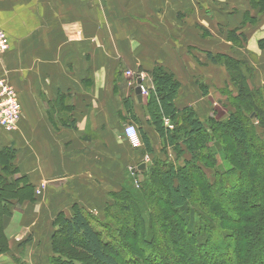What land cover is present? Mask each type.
Masks as SVG:
<instances>
[{"label":"crops","instance_id":"obj_1","mask_svg":"<svg viewBox=\"0 0 264 264\" xmlns=\"http://www.w3.org/2000/svg\"><path fill=\"white\" fill-rule=\"evenodd\" d=\"M249 2L0 0V28L10 44L0 57V80L15 90L22 115L15 131L0 129V153L11 148L15 178L32 187V201L20 211H40L31 224L17 223L14 230L3 220V264H27L32 257L43 264L52 257L55 215L70 217L71 207L113 203L109 195L121 189L145 154L163 156L151 120L161 109L152 81L156 70L178 84L175 114L192 109L206 124L212 97L227 84L208 54L237 59L227 34L248 11V19L256 18ZM249 35L244 48L256 53L264 29L257 37ZM127 71L144 75L147 94L141 101ZM164 121L174 127L163 118L166 129ZM125 124L136 125L149 154L145 139L136 151L122 139ZM47 216L50 220H43ZM34 220L44 222L37 228Z\"/></svg>","mask_w":264,"mask_h":264},{"label":"trees","instance_id":"obj_2","mask_svg":"<svg viewBox=\"0 0 264 264\" xmlns=\"http://www.w3.org/2000/svg\"><path fill=\"white\" fill-rule=\"evenodd\" d=\"M261 2L264 4V0ZM250 7L257 9V2L250 3ZM236 33L235 29L228 36H232L233 40L241 38L245 41L243 35ZM259 45L264 48V38ZM208 59L212 64L223 60V65L226 64L232 72L230 82L237 94L230 97V106L237 107L236 110H229L226 120L210 118L206 124L199 121L192 109L175 114L172 102L178 84L162 70H156L152 81L161 109L153 112L151 120L161 138V152L164 153L166 146H171L177 157L187 154L191 158H184L179 166L154 158L149 170L144 173L148 177L141 192L132 193L124 189L121 193L122 204H125L124 211L119 209L118 214L131 212L132 203L140 198L144 202L153 201V204L162 201L164 205L171 206L172 215L171 211L165 213L164 209H156L151 203L145 217L136 205L133 206L136 210L134 213L132 211L133 215L124 219H119L116 211L109 210L105 218H110L114 227L102 223L106 231L104 238L93 225L95 219L90 213L74 207V214L70 217L59 214L55 219L54 227L57 229L53 237L64 233L65 239L56 247L52 242L51 264H81V261L70 259L66 254L69 248L71 253L79 250L81 255L96 264H132L129 258L133 257L139 258L141 264H264V238L261 234L264 227V84L260 90L254 91L249 89L246 79L240 78L238 68L248 64L225 55L213 57L208 54ZM151 96L153 104L155 96ZM163 118L169 119L174 125L173 130L169 131L163 126ZM256 128L261 130L259 134ZM223 131L228 133V138H221ZM140 139L144 141L145 137L140 136ZM145 140L146 152L149 153L150 145ZM215 141L219 142V147L210 145ZM216 152L224 153L225 162L233 164L226 172L216 169ZM11 156V148L0 153L1 210L11 201L4 199L1 193L9 199L13 193L25 192L17 197L26 196L25 200H31L32 187L24 180L12 178L17 172L11 163ZM244 159L248 164L243 162ZM207 168L214 171L212 184L205 178L203 169ZM222 174L229 175L230 182H220L216 178V175ZM194 177L203 184V194L211 197L222 214H227L225 221L204 214L200 206L209 212L213 205H208L198 193ZM191 182L194 184L191 185ZM225 185H229L228 192L234 196L230 204L225 201L228 196ZM9 187L13 188L11 194H7ZM163 188L166 196L162 195ZM2 229L3 220H0V242ZM126 232L135 239L139 255L127 251L131 242L125 237Z\"/></svg>","mask_w":264,"mask_h":264},{"label":"rangeland","instance_id":"obj_3","mask_svg":"<svg viewBox=\"0 0 264 264\" xmlns=\"http://www.w3.org/2000/svg\"><path fill=\"white\" fill-rule=\"evenodd\" d=\"M251 4H253L254 2H257L258 8L255 9L254 15H256L255 19H248V15L251 14L250 11H248V15L245 13L244 18H243V22L242 24H239V27H237L238 29H236V32L238 31H242L243 35L245 37V41L241 40V38L233 40L231 39L232 36H228V41L229 43L232 45V47H230L231 51H233L234 53H236V57L237 59L234 60H239L240 62H242L243 64H248L246 65L244 68L241 67L240 69L238 68V73H241L239 76H241L240 78L246 79L247 80V84L250 90H256V89H261V87L264 84V48H262L259 45V42L257 43L256 49L258 50V52L254 53L253 51L249 50L248 48L245 50V46H246V42L248 37L250 36L249 34H254L255 37H257L256 34L260 35L261 30H263L264 28V4L261 2V0H249ZM240 14V13H239ZM233 31V30H232ZM246 34V36H245ZM259 38V36H258ZM260 40H263V38H261ZM219 67L222 68L223 72H225V82L226 84V88H222L219 90V97H212L211 100V108H212V119L215 121H220V120H226L227 118V112L229 110H231L232 112H234V109L236 110L237 107L235 106H230V103L232 101V99L230 97H232L233 95L237 94L236 93V88L234 87V85L230 82V78L232 76V72L230 73V71L228 70L227 65H223V60H221L220 62H218ZM244 70H248L247 73L244 72ZM234 75V74H233ZM8 84V83H7ZM236 85V84H235ZM229 97V98H228ZM231 99V100H230ZM221 100V104H217V102ZM168 119V118H167ZM256 133L259 134V132H261L260 129L256 128ZM228 133L224 132L221 134V138L223 136L222 139L228 138ZM221 140V139H220ZM217 145V147H219V142L217 143L216 141L213 143H210V145ZM144 145V143H143ZM162 147V146H161ZM216 147L213 148V151H215ZM142 151V150H141ZM160 153L163 156L160 157H151L148 159V162L145 163L143 159L140 160L139 164L137 166H139L140 164H144L145 168L142 171H139L136 166V168H133L135 170V172H128V175L125 176L124 180H123V185H121V189H119L115 194H110L109 197H111L113 199V203H110L109 205H95V206H88V209H83V211L90 213V215L92 216V218H94V226L97 230H99L101 232V234L103 235V237H106V231L103 229L102 223L109 225V227L111 226L112 228L114 227L112 223V220L109 218H105V215L108 214L107 212L109 210L111 211H116L117 214L120 213L119 209H121V211L123 212V205L125 203L122 204L121 201V193L127 190H131L132 193H137L141 192V189L143 187V184H145V180L148 176H146V174H144L146 172V170H149L150 166L153 163L154 158L160 161H169L171 164H175L177 166H179L180 164H182L183 159H190L191 157L187 154L182 155L181 157H177L176 153L173 151V147L171 146H166L164 149V153L160 151ZM149 154V153H148ZM144 155V154H143ZM146 155V154H145ZM216 169L220 170V172L224 171L226 172L227 170H229L232 167V163L227 164L225 162V155L224 153H218L216 152ZM9 158V157H7ZM143 158V157H142ZM10 160H12L10 158ZM245 164L247 163V160L244 159ZM232 164V165H231ZM148 168V169H147ZM204 174H205V178L208 179L207 181H209L210 184H212L214 182L213 176H214V171L212 169H203ZM10 174V173H9ZM16 174H14L12 176V178H15ZM11 177V176H10ZM229 175L227 174H222V175H216V178L221 182L222 180L226 182H230V180L228 179ZM193 180L196 182L197 184V188H198V193L201 194L202 198H204V201L206 203L212 204L213 206L209 208V212L207 210V208H203L202 206H200V208L202 209V211L204 212V214L210 216V218H214L215 220H219V219H223L224 221L227 219V214H222L220 212V208L217 207V205H215L214 201L211 199V197L208 195L203 194L204 191V187L203 184L197 180L195 177L193 178ZM233 182V180H232ZM231 182V183H232ZM194 184L191 182V185ZM224 185V182L222 183V186ZM230 185V184H229ZM229 185H225L224 188H226V191L228 193V196L225 197V201H227L229 204L231 203V200L234 198L233 194L228 190H229ZM44 188V187H42ZM228 188V189H227ZM13 192V188L7 189V194H11ZM162 195H165V188L161 189ZM25 193V192H23ZM21 194H11L13 196H10L11 198H7V196L5 194L1 193V196L4 197V199L7 200H11L9 202V205H7V209L6 207H4V210H1V206H0V220H5L6 223L10 224L12 226V229L14 230L16 226V224L18 223V225L20 227L24 226V224L29 223L31 224V218L32 216L37 215L36 212L34 213V210H24V211H20V209L22 208V206H24L25 203H31V200H25L24 198H26V196L23 198V196H20L21 198H18L17 196L22 195ZM204 196V197H203ZM9 197V195H8ZM14 197H17L16 199ZM23 198V199H22ZM140 198H137V202L136 203H132L131 207L133 208V213L135 208L133 206L136 205L137 209L141 212V215H143L145 217L146 212L148 211L147 209L150 210L149 208V204L151 203V205H154L156 207V209H164V212L168 213L169 211H171V215H172V209L170 208L171 206H167L164 205L162 203V201H156L153 204L152 202H144L143 200H140ZM180 201V200H179ZM219 201L221 204H223L221 202V197H219ZM2 201H0L1 203ZM175 202V200H174ZM4 204H6V201H4ZM169 205V204H168ZM74 207H71V212H73ZM8 210V211H7ZM119 211V212H118ZM132 211L130 212H124L121 214H118L119 219H124V217H131L133 215ZM136 211V210H135ZM74 214V212L72 213V215ZM136 215V213H135ZM58 217V215H55L52 218V222H51V227L55 228V219ZM34 219V218H32ZM46 219L47 221L50 220V216H47V218L43 217V220ZM42 220V221H43ZM41 220H34L35 225L37 226V228H39V224H40ZM44 222V221H43ZM41 222V223H43ZM58 223V221H57ZM7 224V225H8ZM48 226V225H47ZM47 226H43L44 230L43 234H47L48 233V228ZM230 224L229 222L227 223V227H229ZM16 229V228H15ZM3 231V237H2V242H0V256L6 254V247H7V238L5 235V230L2 229ZM54 230V229H53ZM262 237L264 238V227L262 229ZM53 233V232H52ZM125 237H127L129 239L128 243V247L129 249H127V251L130 253H134L135 256L139 255L138 253V245L135 242V239L133 238L132 235H130V233L126 232ZM43 236V235H42ZM53 237V236H52ZM50 237L51 242H54V247L59 245V242L65 239L64 233H62V235H56L53 238ZM102 238V239H104ZM105 240V239H104ZM51 247H52V243H51ZM50 247V248H51ZM262 248L264 249V241L262 243ZM66 254L69 255L70 259H74L76 261H81V264H96L94 263V261H92L91 259L85 258L84 255H81L80 251H74V253L70 252V248L68 250H66ZM64 252V251H63ZM63 254V253H62ZM33 260L31 259V261L27 262V264H37V262L35 263V258L32 257ZM119 259V258H118ZM131 259L132 264H141V261L139 258L137 257H133L129 258ZM0 263H6L5 258H0ZM41 263V262H40ZM38 263V264H40ZM10 264V263H9ZM17 264V263H16ZM22 264V263H21ZM43 264H51L50 263V259L48 258V260H45ZM77 264V263H75Z\"/></svg>","mask_w":264,"mask_h":264},{"label":"built area","instance_id":"obj_4","mask_svg":"<svg viewBox=\"0 0 264 264\" xmlns=\"http://www.w3.org/2000/svg\"><path fill=\"white\" fill-rule=\"evenodd\" d=\"M9 46L8 36L5 31L0 28V57L9 49ZM125 74L131 79L134 77L135 79L138 77L140 81L144 79V75L141 73H137L135 76L134 72L127 71ZM140 94L141 96L147 94L142 83L140 85ZM21 117V104L19 103V100H17L15 90L9 86L5 80H0V129L6 133L15 131ZM164 124H166L168 129L173 128L168 121H164ZM121 137L127 142L128 146L133 151L141 149L142 140L140 139L136 125L125 124L122 129ZM142 159L147 163L149 158L147 155H144ZM133 172H135V170H133ZM39 193L40 191L37 190L36 195Z\"/></svg>","mask_w":264,"mask_h":264},{"label":"water","instance_id":"obj_5","mask_svg":"<svg viewBox=\"0 0 264 264\" xmlns=\"http://www.w3.org/2000/svg\"><path fill=\"white\" fill-rule=\"evenodd\" d=\"M135 80H136L135 82H136L137 85H136L134 94L137 97L138 101H141L142 96L140 94V85H141L142 82L140 81V79L138 77ZM144 168H145V165L144 164H140L137 169L139 171H142Z\"/></svg>","mask_w":264,"mask_h":264}]
</instances>
